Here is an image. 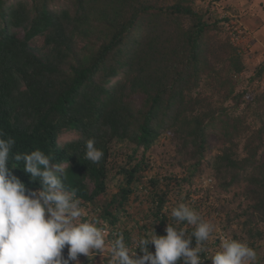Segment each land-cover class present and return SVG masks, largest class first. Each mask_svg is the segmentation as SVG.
<instances>
[{
  "label": "trees",
  "instance_id": "obj_1",
  "mask_svg": "<svg viewBox=\"0 0 264 264\" xmlns=\"http://www.w3.org/2000/svg\"><path fill=\"white\" fill-rule=\"evenodd\" d=\"M220 1L0 0V130L15 138L13 151L51 154L82 207L101 208V227L146 204L137 236L153 227L164 235L178 204L199 213L213 203L209 191L198 205L192 198L208 169L222 191L243 185L225 222L239 227L232 238L262 247L264 60L244 78L227 26L238 13ZM165 135L190 170L147 178L149 152ZM87 139L104 152L98 164L84 158Z\"/></svg>",
  "mask_w": 264,
  "mask_h": 264
},
{
  "label": "clouds",
  "instance_id": "obj_2",
  "mask_svg": "<svg viewBox=\"0 0 264 264\" xmlns=\"http://www.w3.org/2000/svg\"><path fill=\"white\" fill-rule=\"evenodd\" d=\"M15 144L0 130V264H96L100 257L102 264H256L255 248L224 234L218 235L216 248H208L214 224L183 203L171 209L173 223L167 222L164 235L153 227L132 237L122 227L124 220L101 227L94 218L84 219L86 210L75 191L66 188L67 177L53 156L40 149L13 151ZM103 157L94 139L84 142L86 160L98 164ZM19 164L38 188L14 174ZM182 223L193 231L176 226Z\"/></svg>",
  "mask_w": 264,
  "mask_h": 264
},
{
  "label": "rangeland",
  "instance_id": "obj_3",
  "mask_svg": "<svg viewBox=\"0 0 264 264\" xmlns=\"http://www.w3.org/2000/svg\"><path fill=\"white\" fill-rule=\"evenodd\" d=\"M213 0H196L198 5H205L208 2ZM222 17V15L218 16ZM232 26L231 23L227 25ZM232 29L229 28V33L231 34ZM230 40L232 42V38L230 35ZM241 52V44L238 41L232 42ZM242 57L244 56V52L242 50L241 52ZM243 60L248 67V71L244 73V78L248 77L252 71V69L257 65L253 64L251 62L246 61V59L243 57ZM244 86V84L242 85ZM63 139H68V136H64ZM175 144L171 142L170 136L165 135L163 136L150 150L149 152V159L151 161L152 168L149 172L146 173V177L149 178L150 176H154L157 174H161L164 172H173L178 177L186 176L190 170L189 164L185 162L177 163L179 161L180 157L175 156ZM215 152V148L211 150V153L213 154ZM197 186L198 190L197 193L192 196L193 203L198 205V201L201 197V195L205 191H209L211 193V197L213 200V203H210V205L204 209H202L199 214L202 218L205 220L210 221L215 226V232L213 233L212 239H210L207 244L212 247V249L216 248L218 246V243L216 242V238L219 234H224L228 237H232V232H235L238 234L239 227H237V224L233 221H230V223L225 222L226 215H231V212L236 210L237 206V200L236 195L241 193L243 190V185L231 187L228 191H222L217 183V181L211 176V172L208 169H204V172L202 174V177L199 179L194 180V186ZM115 183L112 182L109 184V189L107 190V193L112 194L115 193ZM101 200V199H100ZM175 202L173 198H171V202ZM146 204L140 206L137 203H134L132 209L130 210V218L128 216H122L123 226L127 230H132L133 234L132 237L137 236L135 232H137V222L141 223V220L144 221L141 218V215H143ZM86 210L87 215L85 216L87 219L95 218L94 215L101 214V208L98 206H88L84 208ZM218 210V211H217ZM205 212L209 213L208 215H205ZM124 217V218H123ZM257 251V259L264 254V242L262 247L256 248ZM95 254V253H93ZM92 254V255H93ZM105 255V254H102ZM103 257H100L99 260H96V264H102ZM211 264V261L210 263Z\"/></svg>",
  "mask_w": 264,
  "mask_h": 264
},
{
  "label": "crops",
  "instance_id": "obj_4",
  "mask_svg": "<svg viewBox=\"0 0 264 264\" xmlns=\"http://www.w3.org/2000/svg\"><path fill=\"white\" fill-rule=\"evenodd\" d=\"M220 9L232 7L238 16L231 23L241 31L239 43L246 61L257 64L264 60V0H221Z\"/></svg>",
  "mask_w": 264,
  "mask_h": 264
},
{
  "label": "built area",
  "instance_id": "obj_5",
  "mask_svg": "<svg viewBox=\"0 0 264 264\" xmlns=\"http://www.w3.org/2000/svg\"><path fill=\"white\" fill-rule=\"evenodd\" d=\"M231 25H232L233 30H232L230 35L232 38V42H235V41L239 40L241 31L239 30V28L235 24L231 23ZM263 86H264V73L262 75V81H261V87H263Z\"/></svg>",
  "mask_w": 264,
  "mask_h": 264
}]
</instances>
